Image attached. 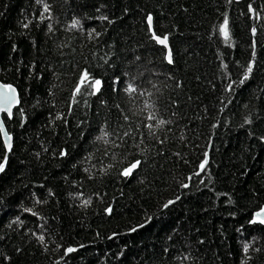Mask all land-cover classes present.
Returning a JSON list of instances; mask_svg holds the SVG:
<instances>
[{
    "label": "trees",
    "instance_id": "1",
    "mask_svg": "<svg viewBox=\"0 0 264 264\" xmlns=\"http://www.w3.org/2000/svg\"><path fill=\"white\" fill-rule=\"evenodd\" d=\"M0 82V264H264V0H0Z\"/></svg>",
    "mask_w": 264,
    "mask_h": 264
},
{
    "label": "snow or ice",
    "instance_id": "2",
    "mask_svg": "<svg viewBox=\"0 0 264 264\" xmlns=\"http://www.w3.org/2000/svg\"><path fill=\"white\" fill-rule=\"evenodd\" d=\"M47 6L45 7V11H47ZM249 10L250 11H254V9L251 8V6H249ZM152 16L149 15L147 17V23H148V27H149V31H152ZM76 24H78V21H74L73 22V27L76 26ZM218 31L219 33L224 37V40L226 42H228L230 40V31H229V21L227 19V16H225L224 20H223V23L220 24L218 26ZM252 32L253 34H255L256 32V29L253 28L252 29ZM152 38L155 39L157 41V43L161 44V45H164L166 48L168 47V44H167V41H168V37L167 36H164L163 38H161L160 36L156 35L155 32H152ZM166 59L168 61L169 64H171L173 62L172 60V53H171V50L169 49L168 52H167V56H166ZM253 70V67H252V64L249 63L247 65V68H246V74L244 76V79L246 80L248 78L247 76V73H251ZM243 81H241L242 83ZM101 81L99 79H93L90 77V73L87 71V70H84L81 75H80V78H79V81L76 85V88L74 90V96L76 94H79L81 93V90L82 88H91V89H94L95 92H98L100 90V86H101ZM229 89H231V85L228 86ZM126 91L128 92H135L136 89L132 87L131 84L128 85ZM95 92H93L92 94H95ZM15 100V89L11 88V86H3V85H0V112H7L8 116L11 117L12 115V111H11V107H12V102ZM149 119H154V117L152 116H149L148 117ZM164 123H166L165 121L163 120H160L158 122V126L159 125H163ZM148 127L151 129L152 128V125H148ZM0 133H3L4 135V140H5V145H6V148L10 151L11 150V136L8 135V133L5 131V128H4V125L2 122H0ZM108 133L107 132H103L102 136H99L97 137V139H102L104 136H107ZM125 136L128 135L127 132L124 133ZM64 154V153H62ZM207 156V153H205V157ZM6 161H7V157L5 156L4 157V162L0 163V172H2L5 168V164H6ZM141 164V161L139 160H136L132 163H130V165L126 168L123 169L122 171V175L123 176H130L132 174V172L137 168L139 167V165ZM207 164V159H205L200 165V169L203 171L205 166ZM184 187H188V185H183ZM85 204L89 203V201H85L84 202ZM173 203V201H169L168 204H171ZM168 204L165 205V207L168 206ZM106 211H108L109 213L111 212V209H107ZM259 222L260 224H264V208H261L259 211H257L255 213V219L250 221L251 223H256V222ZM136 229H133V231H135ZM39 239L41 241H43L44 237L41 236L39 237ZM245 252L247 251V245H245V248H244ZM68 253H71L73 251H75V249L73 248H68L66 250Z\"/></svg>",
    "mask_w": 264,
    "mask_h": 264
},
{
    "label": "water",
    "instance_id": "3",
    "mask_svg": "<svg viewBox=\"0 0 264 264\" xmlns=\"http://www.w3.org/2000/svg\"><path fill=\"white\" fill-rule=\"evenodd\" d=\"M236 2H239L240 0H235ZM155 40V39H154ZM155 42L157 43V41L155 40ZM157 45L158 46H160V47H162L164 50H165V60H166V62L168 63V61H167V59H166V56H167V52H168V50H169V47H165L164 45H161V44H159V43H157ZM169 64V63H168ZM0 85H3V86H11V88H13V89H15L12 85H9V84H3V83H1L0 82ZM19 106V96H18V93H17V91H16V89H15V100L12 102V107H11V111L13 112V110L15 109V108H17ZM5 116L7 119H10L11 117H9L8 116V114H7V112H0V122H2L3 123V120H2V116ZM4 125V124H3ZM4 128H5V126H4ZM5 131H6V129H5ZM10 136V135H9ZM0 137H1V140H2V143H3V146H4V149H5V152L6 153H9L10 151L6 148V145H5V140H4V135H3V133H0ZM11 144H12V140H11ZM137 169V168H136ZM136 169L134 170V171H136ZM133 171V172H134ZM262 208H264V207H262ZM259 211V210H258ZM256 213V212H255ZM255 213L253 214V216H252V220H254L255 219ZM256 224H259V225H261V226H264V224H260L258 221L256 222Z\"/></svg>",
    "mask_w": 264,
    "mask_h": 264
}]
</instances>
